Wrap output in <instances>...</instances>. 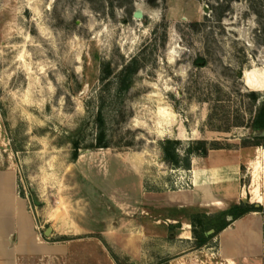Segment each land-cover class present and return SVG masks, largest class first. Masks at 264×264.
<instances>
[{"label": "rangeland", "instance_id": "rangeland-1", "mask_svg": "<svg viewBox=\"0 0 264 264\" xmlns=\"http://www.w3.org/2000/svg\"><path fill=\"white\" fill-rule=\"evenodd\" d=\"M250 79L264 86V0H0V167L16 170L44 229L72 241L66 264H264V213L200 247L189 219L264 196L252 128L264 95L249 97ZM99 110L107 147H95ZM166 137L213 147L195 160L211 192L228 175L217 165L233 164L227 198L193 194L191 168L162 158Z\"/></svg>", "mask_w": 264, "mask_h": 264}, {"label": "crops", "instance_id": "crops-1", "mask_svg": "<svg viewBox=\"0 0 264 264\" xmlns=\"http://www.w3.org/2000/svg\"><path fill=\"white\" fill-rule=\"evenodd\" d=\"M209 152L206 156H193L191 170L194 176L192 179L191 171V184L193 180V188L199 190L194 189L193 194L198 193L201 195V201L219 204L220 196L227 198L231 190H225L221 182L219 187L213 188L211 192V186L202 184L195 166V160L198 158H204L207 162L211 157ZM214 165L206 163L201 167L208 169ZM217 166L228 174L221 175L220 180L225 176H231L227 170L229 166L233 167V164L224 163ZM208 176L206 174L203 178L207 182H211ZM261 197L264 198V196ZM259 200L256 199L255 202L261 203ZM245 216L234 222H240ZM45 229L42 221L38 220L31 208L28 197L19 191L16 170L11 167H0V264H66L67 258L70 257L73 251L72 241L61 240V237L55 239L52 237L54 236L53 229L51 234L46 236L44 235ZM224 230L227 231V227ZM254 233L255 231L252 229L250 233L251 242L259 246L261 244L260 237H253ZM225 258L227 264H237L234 256H226Z\"/></svg>", "mask_w": 264, "mask_h": 264}, {"label": "trees", "instance_id": "trees-1", "mask_svg": "<svg viewBox=\"0 0 264 264\" xmlns=\"http://www.w3.org/2000/svg\"><path fill=\"white\" fill-rule=\"evenodd\" d=\"M138 66L136 64V58L132 57L129 62H127L121 69L118 82L120 85H125V88L131 85L129 81V76L137 72ZM247 94L253 100H258L260 96L264 94L259 91L249 90ZM96 121L98 124V131L96 136L95 147H107L106 133L104 129L105 120L102 111L97 112ZM252 128L263 129L264 128V99L260 101L255 115L252 120ZM258 139H264L263 137H257ZM180 140L166 137L159 142V146L162 152V158L165 162L173 167H182L183 169L191 168V161L193 155L206 156L210 149L213 147L206 140H194L192 141L186 149L180 151L179 145ZM74 154L73 157L76 158L77 150L79 149V143L77 141L73 142ZM250 212H261L264 213V207L260 204L250 203L248 201H241L239 203L232 204L226 210H223L214 216H210L205 212H195L189 216L190 222L193 226L192 231L197 239L196 246L200 247L204 245L211 237L221 232L225 229L231 222L243 217ZM229 217V219L227 218ZM201 227V231L197 236V230ZM212 229V233L206 235V231ZM61 240L69 239L67 236H62ZM115 258V256H114ZM118 264L119 261L115 259Z\"/></svg>", "mask_w": 264, "mask_h": 264}, {"label": "bare ground", "instance_id": "bare-ground-1", "mask_svg": "<svg viewBox=\"0 0 264 264\" xmlns=\"http://www.w3.org/2000/svg\"><path fill=\"white\" fill-rule=\"evenodd\" d=\"M251 73V72H250ZM251 74H249V72H245V77L246 78H249V76H250ZM247 85H249V87L251 88V89H254V90H263L264 89V86L262 85H259V84H255V83H252V81H251V79H250V82H248V84ZM256 172V171H255ZM252 177H253V181L255 182V180H256V176H255V173H253V175H252ZM228 179V177L227 176H225V178H223L222 180H221V182H222V187L225 189V190H228V191H230L232 188V183H230V181H228L227 180ZM212 180V179H211ZM253 199L254 200H256V199H260L259 201L261 202V203H263L264 204V198L263 197H261V196H258V195H256V194H254V196H253Z\"/></svg>", "mask_w": 264, "mask_h": 264}, {"label": "water", "instance_id": "water-1", "mask_svg": "<svg viewBox=\"0 0 264 264\" xmlns=\"http://www.w3.org/2000/svg\"><path fill=\"white\" fill-rule=\"evenodd\" d=\"M143 16L142 14V11L141 10H135L134 13H133V17L134 18H137V19H140L141 17ZM241 77H243V73L241 74ZM253 136L254 137H263L264 138V128L263 129H255L253 131ZM33 202L35 204H39V201L35 198H33ZM256 205H258V203H255ZM52 232V227H47L44 231V235L48 236L50 235Z\"/></svg>", "mask_w": 264, "mask_h": 264}]
</instances>
